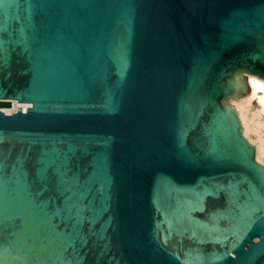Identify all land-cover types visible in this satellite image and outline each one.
Listing matches in <instances>:
<instances>
[{
  "label": "water",
  "instance_id": "obj_1",
  "mask_svg": "<svg viewBox=\"0 0 264 264\" xmlns=\"http://www.w3.org/2000/svg\"><path fill=\"white\" fill-rule=\"evenodd\" d=\"M243 72L264 0H0V264H264Z\"/></svg>",
  "mask_w": 264,
  "mask_h": 264
},
{
  "label": "bare ground",
  "instance_id": "obj_2",
  "mask_svg": "<svg viewBox=\"0 0 264 264\" xmlns=\"http://www.w3.org/2000/svg\"><path fill=\"white\" fill-rule=\"evenodd\" d=\"M248 82L251 87L246 97L237 101V109L243 123L244 134L251 139V134L256 136V158L264 163V78L256 74L248 75ZM258 99V110L249 116L247 106L254 100Z\"/></svg>",
  "mask_w": 264,
  "mask_h": 264
},
{
  "label": "rangeland",
  "instance_id": "obj_3",
  "mask_svg": "<svg viewBox=\"0 0 264 264\" xmlns=\"http://www.w3.org/2000/svg\"><path fill=\"white\" fill-rule=\"evenodd\" d=\"M246 76H248L249 74L248 73H245V72H243ZM249 93V92H248ZM248 93H246V94H244V95H242V96H240V97H238V98H229L228 99V102H229V104L230 105H232V106H234L236 109H237V101H240L241 99H243L244 97H246L247 95H248ZM248 108H247V113L249 114V116H253V113H255L257 110H258V99H254L248 106H247ZM238 110V109H237ZM240 116V115H239ZM240 119H241V117H240ZM241 121H242V119H241ZM243 124V123H242ZM246 136V135H245ZM247 137V136H246ZM251 139L249 138V137H247L249 140H250V142H252V143H254L255 144V139H256V136H255V134L254 133H252L251 134ZM255 141V142H254ZM258 160V159H257ZM259 161V160H258ZM259 162H261V161H259ZM261 163H263V162H261ZM264 164V163H263Z\"/></svg>",
  "mask_w": 264,
  "mask_h": 264
}]
</instances>
